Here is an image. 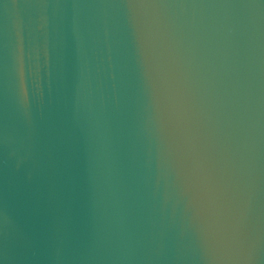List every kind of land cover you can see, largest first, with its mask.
Instances as JSON below:
<instances>
[{
  "label": "water",
  "instance_id": "obj_1",
  "mask_svg": "<svg viewBox=\"0 0 264 264\" xmlns=\"http://www.w3.org/2000/svg\"><path fill=\"white\" fill-rule=\"evenodd\" d=\"M0 264H264V0H0Z\"/></svg>",
  "mask_w": 264,
  "mask_h": 264
},
{
  "label": "snow or ice",
  "instance_id": "obj_2",
  "mask_svg": "<svg viewBox=\"0 0 264 264\" xmlns=\"http://www.w3.org/2000/svg\"><path fill=\"white\" fill-rule=\"evenodd\" d=\"M133 3H141V4H150L156 5L160 3V0H132ZM145 27V39L146 41L150 39L151 27L148 24L144 25ZM203 238L205 242L213 248H223L228 243V237L220 230V228L210 223L203 233Z\"/></svg>",
  "mask_w": 264,
  "mask_h": 264
}]
</instances>
